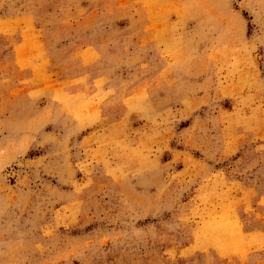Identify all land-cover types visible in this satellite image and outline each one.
Segmentation results:
<instances>
[{
  "label": "rangeland",
  "instance_id": "obj_1",
  "mask_svg": "<svg viewBox=\"0 0 264 264\" xmlns=\"http://www.w3.org/2000/svg\"><path fill=\"white\" fill-rule=\"evenodd\" d=\"M0 264H264V0H0Z\"/></svg>",
  "mask_w": 264,
  "mask_h": 264
}]
</instances>
